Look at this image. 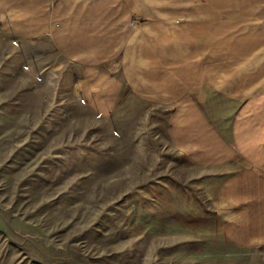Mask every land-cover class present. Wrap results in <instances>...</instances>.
Masks as SVG:
<instances>
[{"label": "rangeland", "instance_id": "1", "mask_svg": "<svg viewBox=\"0 0 264 264\" xmlns=\"http://www.w3.org/2000/svg\"><path fill=\"white\" fill-rule=\"evenodd\" d=\"M14 2L0 0V264H264L195 237L206 198L170 145L171 110L136 103L119 129L49 32L16 33ZM125 62L102 70L122 80Z\"/></svg>", "mask_w": 264, "mask_h": 264}, {"label": "crops", "instance_id": "2", "mask_svg": "<svg viewBox=\"0 0 264 264\" xmlns=\"http://www.w3.org/2000/svg\"><path fill=\"white\" fill-rule=\"evenodd\" d=\"M14 4L16 33L49 32L59 57L84 68L92 106L119 129L136 103L171 110L170 145L200 172L189 182L206 198L207 230L195 237L227 252L264 251V0ZM119 58L122 80L102 70Z\"/></svg>", "mask_w": 264, "mask_h": 264}]
</instances>
